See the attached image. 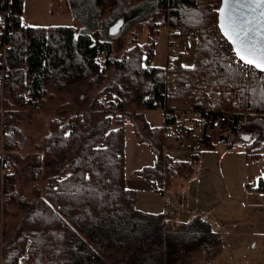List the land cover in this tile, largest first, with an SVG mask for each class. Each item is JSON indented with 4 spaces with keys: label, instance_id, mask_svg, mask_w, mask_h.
<instances>
[{
    "label": "trees",
    "instance_id": "obj_1",
    "mask_svg": "<svg viewBox=\"0 0 264 264\" xmlns=\"http://www.w3.org/2000/svg\"><path fill=\"white\" fill-rule=\"evenodd\" d=\"M24 4L12 0L8 6L11 17L4 39L9 49L5 64L0 62L5 92L3 102L0 94V114L4 109L5 129L11 132L4 134L8 154L0 156V168L12 167V153L24 148L19 122L26 117L31 122L47 94L88 79L104 84L111 69L114 75L100 92L103 98L97 97L84 113H55L45 142L26 157L33 173L47 180L46 190L30 200L15 189L16 170L2 174L0 197L3 190L11 200L7 203L19 202L29 218L16 234L15 245L23 243L13 261L2 264H20L22 259L26 264H209L218 258L223 239L206 218L194 216L176 224L163 214L139 209L137 192L126 184L124 126L130 120L138 138L160 151L156 165L141 175L155 181L161 195L192 177L198 156L191 162L165 156L164 130L150 128L144 110L162 109L168 127L187 112L200 113L209 124L223 112L246 113L247 124L240 131L254 135L246 145L247 155L261 157L264 74L245 67L223 38L218 27L221 0H97L100 13L118 5L137 6L142 16L136 28L148 26L150 36L166 26L174 38L197 39L194 67H184L181 57L169 58L165 70L143 65L144 57L153 59V42L134 44L122 59L113 58L110 43L89 32L24 26ZM128 100L137 103V110H130ZM20 180L25 184L29 179ZM254 190L264 195V179ZM27 241L28 256L20 260Z\"/></svg>",
    "mask_w": 264,
    "mask_h": 264
},
{
    "label": "rangeland",
    "instance_id": "obj_2",
    "mask_svg": "<svg viewBox=\"0 0 264 264\" xmlns=\"http://www.w3.org/2000/svg\"><path fill=\"white\" fill-rule=\"evenodd\" d=\"M141 16L139 8L130 4L118 5L100 13L97 0H25L22 22L26 27L32 28L69 26L74 27L77 34L82 31L89 32L100 40L109 42L112 57L119 59H122L134 44L140 47L153 42V59L151 62L147 57L143 59V65L146 67L149 65L165 70L168 69L169 58L179 57L184 67L195 66L198 43L196 38H174L166 26L150 36L148 26H142L141 30L136 28ZM120 21H124V25L119 33L111 34L110 29ZM171 41L174 42L172 47ZM103 59L102 57L101 60ZM113 75L114 69H111L103 85H98L95 81L91 83L88 79L63 85L60 91L50 90L51 93L47 94L42 109L33 113L32 121L28 123L26 117L19 122L23 127L20 140L24 148L12 153V167L0 168L1 186L5 178L2 174H11L16 170L14 177L18 182L15 189L20 191L23 197L33 200L39 190H46L47 180L45 177L42 179L43 175L33 173L35 170L30 169V161L26 157L45 142L50 133V122L57 117L55 113L65 112L64 117L84 113L97 97H100L104 87L110 85ZM4 96L5 92L1 95L2 102ZM102 98L101 96L100 99ZM128 101L130 110H137V103ZM2 111L3 109L0 114V156L5 158L8 152L5 151L6 137L2 134H5L6 130ZM142 112L150 128L157 132L164 130L162 150L165 156L177 162H191L195 160L193 156H198V163L191 178L187 181H177L162 195L150 189L137 190L139 209L162 214L166 207L165 198L170 196L174 200L173 207L178 212L170 219L176 224L189 222L193 216H201L209 220L221 234L223 253L209 264H264V195L254 190L261 179H264V153L258 159L248 157L245 146L253 140L250 139L247 143L246 138L242 136H237L233 141H230V138L227 141L213 139L211 124L200 113H183L174 125L168 127L162 109ZM124 127L126 173L127 178H130L144 167H154L160 151L152 149L138 138L135 126L130 120L125 122ZM167 128H171L172 132H167ZM245 132L248 135L252 133L251 130ZM241 138L242 141H238ZM13 165L22 172L18 173ZM20 177L29 180L24 184ZM10 201L2 190L0 264L6 260L9 263L13 261V253L23 243L15 245L16 234L29 220L26 210L17 205L19 202L12 201L8 204ZM30 244V241H27L20 260L25 255L28 256ZM196 257V261L199 260L200 256ZM20 264H26L24 259Z\"/></svg>",
    "mask_w": 264,
    "mask_h": 264
},
{
    "label": "snow or ice",
    "instance_id": "obj_3",
    "mask_svg": "<svg viewBox=\"0 0 264 264\" xmlns=\"http://www.w3.org/2000/svg\"><path fill=\"white\" fill-rule=\"evenodd\" d=\"M219 27L245 66L264 72V0H224Z\"/></svg>",
    "mask_w": 264,
    "mask_h": 264
},
{
    "label": "built area",
    "instance_id": "obj_4",
    "mask_svg": "<svg viewBox=\"0 0 264 264\" xmlns=\"http://www.w3.org/2000/svg\"><path fill=\"white\" fill-rule=\"evenodd\" d=\"M12 0H0V62H6L9 44L4 39V35L7 33V21L11 17L10 10L8 8ZM245 66V65H244ZM248 67V66H245ZM4 71H2V75ZM4 93V84L0 86V94ZM211 129L214 133L213 139L221 140L223 138H230L237 133L247 124V114L243 113L236 115L231 112H223L217 118L211 120ZM170 132V131H167ZM2 150V146L0 147ZM171 200L168 198L167 203ZM164 218L170 219L177 214V210H172L169 206L164 209L162 213Z\"/></svg>",
    "mask_w": 264,
    "mask_h": 264
},
{
    "label": "crops",
    "instance_id": "obj_5",
    "mask_svg": "<svg viewBox=\"0 0 264 264\" xmlns=\"http://www.w3.org/2000/svg\"><path fill=\"white\" fill-rule=\"evenodd\" d=\"M25 6V4H24ZM25 9V8H24ZM23 24V22H22ZM25 26V25H24ZM58 27H66V26H58ZM69 27V26H68ZM32 28V27H31ZM83 32V31H82ZM164 112V111H163ZM193 113V112H192ZM165 114V113H164ZM166 123V122H165ZM171 130V128H167L166 130ZM237 136H242L246 138L245 142H250L251 140H253V134H246L245 131H241L240 133H238V135H234L232 137H230V141H233ZM229 138L227 139H222V141H227ZM251 139V140H250ZM238 141H242V138ZM247 145V144H246ZM246 147V146H245ZM149 167V166H148ZM147 167L142 168L141 170L138 171V174L135 176H132L130 178H127V187L130 190H135L137 192V190L145 188V189H150V190H154L158 193V186L157 183L155 181H152L148 178H145L144 176L141 175V172ZM138 194V193H137ZM178 194V193H177ZM177 196V195H176ZM179 209V208H177ZM147 213H151V212H147ZM178 213V212H177ZM194 218V216L190 219V221ZM189 221V222H190ZM181 223V222H180ZM188 223V222H186Z\"/></svg>",
    "mask_w": 264,
    "mask_h": 264
},
{
    "label": "water",
    "instance_id": "obj_6",
    "mask_svg": "<svg viewBox=\"0 0 264 264\" xmlns=\"http://www.w3.org/2000/svg\"><path fill=\"white\" fill-rule=\"evenodd\" d=\"M222 7H224V0H221V7L220 8H222ZM219 22H220V14H219V18H218V27H219ZM123 25H124V21H120V22H118L117 24H115L111 29H110V33L111 34H117V33H119V31L121 30V28L123 27ZM219 30H220V32H221V29H220V27H219ZM221 34H222V32H221ZM222 36H223V34H222ZM223 38L231 45V43L223 36ZM231 47H232V45H231ZM235 54V53H234ZM236 56V55H235ZM237 58V57H236ZM238 59V58H237ZM242 63V62H241ZM250 67V66H249ZM257 71H259L258 69H256ZM260 73H263L264 74V72H261V71H259Z\"/></svg>",
    "mask_w": 264,
    "mask_h": 264
},
{
    "label": "bare ground",
    "instance_id": "obj_7",
    "mask_svg": "<svg viewBox=\"0 0 264 264\" xmlns=\"http://www.w3.org/2000/svg\"><path fill=\"white\" fill-rule=\"evenodd\" d=\"M4 99H5V98H4ZM103 103H105V102L103 101ZM3 110H4V109H3ZM10 132H11V129H10V128L5 130V133H10ZM2 134L4 135V132H3ZM165 191H166V190H164V192H165ZM168 198L171 200V202H170L169 204L167 203V199H168ZM165 204H166V207L169 206L172 210H175L174 207H173L174 200H173L170 196L165 198ZM166 207H165V208H166Z\"/></svg>",
    "mask_w": 264,
    "mask_h": 264
}]
</instances>
